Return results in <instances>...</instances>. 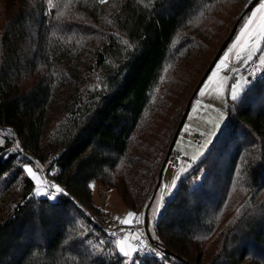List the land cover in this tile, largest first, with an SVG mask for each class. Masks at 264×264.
Returning a JSON list of instances; mask_svg holds the SVG:
<instances>
[{"label":"trees","instance_id":"16d2710c","mask_svg":"<svg viewBox=\"0 0 264 264\" xmlns=\"http://www.w3.org/2000/svg\"><path fill=\"white\" fill-rule=\"evenodd\" d=\"M252 1L0 0L10 14L0 37V264H129L86 215L107 217L92 184L118 191L126 208L148 203L193 92L180 96ZM98 68L101 86L48 139L58 105ZM251 80L168 200L155 241L170 253L138 264H264V77ZM17 140L23 150L9 151ZM30 156L55 158L67 193L55 212L21 167Z\"/></svg>","mask_w":264,"mask_h":264},{"label":"rangeland","instance_id":"374dc122","mask_svg":"<svg viewBox=\"0 0 264 264\" xmlns=\"http://www.w3.org/2000/svg\"><path fill=\"white\" fill-rule=\"evenodd\" d=\"M260 2H264V0H260ZM9 18L10 14L4 11L1 6L0 37L3 26L9 20ZM225 36L223 35V39ZM223 39L219 40L218 43L216 42L213 44L210 50L209 57H211L212 53L217 50ZM258 40L260 41V44L258 45V47H256V49L254 46V50H251V55H253V59H258L261 66L264 67V64L261 63L262 59H264V39L257 37L255 42H258ZM247 55H249V50L245 51V53L240 57L239 62L236 66L232 67L229 70L228 66L225 63V65L220 68L217 75L213 77V73L217 72V66L220 65L221 60L225 59L221 56V58L218 60V62L206 78L205 82L202 84L201 88L196 94V97L193 99L188 117L178 135L173 151L171 153L170 160L163 170V174L160 179V186L157 191L154 192L153 195L149 198L148 203L143 206L145 210L144 219L146 223L148 221L149 232L153 239H155L158 225L164 224L168 219L167 216L165 217V219L160 220L163 212H165L166 210L168 200H170L174 196L180 184L181 178L189 171H191V169L199 162L202 156L213 147L215 139L217 138L221 129L227 123L228 106L237 101L232 100V88L236 84H242L243 89L240 92L241 97L247 87L252 82H254L249 78V76L244 74L248 63V61H246L247 59L245 58ZM168 62L169 60L167 61L164 71H166L168 68ZM204 64L205 63L203 62L201 66V69L203 70L200 73L197 72L196 77L203 73L206 67V65L204 67ZM88 79L89 80L87 83L79 81L77 91H73V85L66 86L64 88L67 93H70L71 91L76 93V97L66 100V104L64 105L60 106L57 104L58 108L55 110V113L51 117L47 128L46 135L48 139H54L57 134H60L61 131L71 123L70 120L75 117L76 113L81 108V96L83 97V99H86L85 97L90 94V91H95L101 86V76L99 68L96 69L94 73L90 77H88ZM205 85H207V87H205ZM193 89H187L185 93L180 96V101L185 103L190 97V94L194 91ZM155 92L156 95H158L160 92V88H157ZM202 92L203 95H201ZM7 135V129L0 130V145L4 144L5 137ZM218 145L219 144H217L216 147ZM9 151H16V143L12 148H10ZM179 151L183 153L184 157L180 159V166L175 167L172 163L171 158ZM30 158L33 160V163L28 164H31L34 170L39 167L43 173L46 162L49 158L46 157L45 160H35L33 156H30ZM37 161H39V165H37ZM204 175L205 172L202 171L200 176L203 177ZM92 187L94 203L107 211V225H110L114 220L120 219L121 217L122 220L127 219L128 213L136 214V212L124 206V203L122 202L118 191L112 189L109 186L96 182L92 184ZM86 229L84 233H86ZM136 237H140L141 240L145 241V239H143V237L138 233H135L132 238H125L124 240H126L128 243H133V240H135ZM118 240L120 239L114 240L117 250ZM96 249L100 253H110L109 247H105L100 243L96 244ZM136 259L137 261H139L138 256L136 257ZM126 260L129 261L128 259Z\"/></svg>","mask_w":264,"mask_h":264},{"label":"snow or ice","instance_id":"6c2138e0","mask_svg":"<svg viewBox=\"0 0 264 264\" xmlns=\"http://www.w3.org/2000/svg\"><path fill=\"white\" fill-rule=\"evenodd\" d=\"M51 2V0H49ZM103 2V0H101ZM256 20L260 21V24L255 29V34L250 37V40L253 42L256 41L257 37H260L264 39V3H261L260 6L256 9V12L252 14V18L250 21V24H255ZM251 30V29H249ZM245 35H248V32L246 31L244 33ZM246 48L249 49V58L251 56V50H254V43L251 45H246ZM227 61V56L224 60H221L220 65L217 66V72L213 73V77L217 75L220 68H222ZM262 64H264V59L261 61ZM207 87V85H205ZM243 89L242 84H236L232 90H231V97L233 101H236L240 98V92ZM203 95V92L201 93ZM17 151H22V149L17 148ZM37 165H39V161L36 162ZM22 169L24 172H26L27 177L31 178V181L34 182V190L36 195H42L45 198L49 199L53 203L50 205V210L52 212H55L56 210V204L54 203L57 199V195H67L66 190L64 187H61L59 184H55L51 182L50 180H47L45 176L43 175L41 169L37 167L35 170L32 167L31 164L25 163L22 164ZM94 187V185H93ZM135 213H128V218L121 221V224L127 225L132 223V218L135 217ZM136 243H128L124 239L118 240V252L119 254H122V256L125 259L129 260V264H138L137 259L135 258L137 254L139 253H151L154 256H160L163 258V253L158 252L156 249L152 248L148 244H144L143 246H140L139 240L140 237H136Z\"/></svg>","mask_w":264,"mask_h":264},{"label":"built area","instance_id":"2783aa9c","mask_svg":"<svg viewBox=\"0 0 264 264\" xmlns=\"http://www.w3.org/2000/svg\"><path fill=\"white\" fill-rule=\"evenodd\" d=\"M244 74L249 76L250 79H262L264 77L263 70L260 64V61L258 59H253L247 66V68L244 71ZM12 134V133H11ZM19 147V149L24 148L23 143L20 140H17L16 142V150ZM184 155L182 152H177L172 158V163L175 167L180 166V159L183 158ZM44 176L47 180H50L51 182L55 184H59L61 187L65 188V185L61 183L58 178V166L55 161L54 157H51L46 162L45 168L43 170ZM58 196V195H57ZM134 212H136V216L132 219L131 225H124L121 224L122 217L120 219L114 220L110 225H107V220H101L96 216L95 213H93L91 210L86 209V215L88 218H90L95 225V227L101 231L104 232L105 236L111 240H117V239H125V238H132V236L135 233L140 234L143 240H139L140 246H143L144 244L150 245L152 248L156 249L158 252L163 253V258H166L167 253L163 248L158 246L156 242H152L148 238L147 234V226L144 219L145 210L144 207L138 210L131 209ZM133 243H136V239L133 240ZM139 259H143L147 255H152L151 253H139L137 254ZM155 258H161L160 256H154Z\"/></svg>","mask_w":264,"mask_h":264},{"label":"water","instance_id":"95a60500","mask_svg":"<svg viewBox=\"0 0 264 264\" xmlns=\"http://www.w3.org/2000/svg\"><path fill=\"white\" fill-rule=\"evenodd\" d=\"M260 0H253L252 3L250 5H248V7L245 9V11L240 15L239 19L235 22L233 28L231 29L229 35L225 38V40L223 41V43L221 44V46L218 48L215 56L213 57L211 63L208 65L207 69L205 70L204 74L202 75V77L200 78L199 82L197 83L196 87L194 88V91L187 103V106H186V109H185V112L177 126V129L174 133V136H173V139L170 143V146H169V149L167 151V154H166V157L163 161V165H162V168H161V171H160V176H159V182H158V185L156 187V190L159 188V185H160V179L162 177V174H163V170L167 164V162L169 161L170 159V156H171V153L173 151V148H174V145L176 143V140L178 138V135L188 117V114H189V111H190V108H191V105H192V101L194 99V97L196 96V94L198 93L199 89L201 88L202 84L205 82L206 78L208 77V75L210 74V72L212 71V69L214 68V66L216 65V63L218 62V60L221 58L222 54L224 53L225 49L228 47V45L230 44V42L232 41L233 37L235 36L236 32H237V29H238V26H239V23L241 21V19L247 14L249 13L253 7L255 6V4H257ZM146 226H147V234H148V238L150 241L152 242H156L155 239H153V237L151 236L150 232H149V228H148V221L146 223ZM165 252L166 253H170V251L168 249H165Z\"/></svg>","mask_w":264,"mask_h":264},{"label":"crops","instance_id":"0c3cea01","mask_svg":"<svg viewBox=\"0 0 264 264\" xmlns=\"http://www.w3.org/2000/svg\"><path fill=\"white\" fill-rule=\"evenodd\" d=\"M261 3H264V2L259 1L257 4H255L253 9L246 16V18L242 22L240 21L235 36L233 37L232 41L230 42V44L228 45V47L225 49L224 53L222 54V57L224 58L227 56L226 65L228 66L229 70L232 67L236 66L239 62L240 57L245 53V51L249 50L248 48H246V45H251L254 43V46L256 49V47H258V45L260 44L259 40L258 42H253L252 40H250V37L255 34V29L260 24V21L256 20L255 24H250V21L252 18V14L256 12V9L260 6ZM246 31L248 32V35L244 34ZM252 57L253 55H251L250 58H249V55L245 57L247 59L246 61H248L247 66L251 62V60H253ZM106 220H107V217H106Z\"/></svg>","mask_w":264,"mask_h":264},{"label":"bare ground","instance_id":"6f19581e","mask_svg":"<svg viewBox=\"0 0 264 264\" xmlns=\"http://www.w3.org/2000/svg\"><path fill=\"white\" fill-rule=\"evenodd\" d=\"M181 161V160H180Z\"/></svg>","mask_w":264,"mask_h":264}]
</instances>
